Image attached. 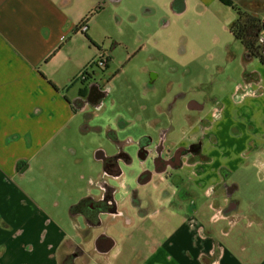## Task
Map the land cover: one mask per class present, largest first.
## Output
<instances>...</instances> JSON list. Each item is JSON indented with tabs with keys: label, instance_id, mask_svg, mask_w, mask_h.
<instances>
[{
	"label": "crops",
	"instance_id": "obj_1",
	"mask_svg": "<svg viewBox=\"0 0 264 264\" xmlns=\"http://www.w3.org/2000/svg\"><path fill=\"white\" fill-rule=\"evenodd\" d=\"M123 1L0 0V264H64L76 248L88 256L87 262L81 258L78 264H111L118 241L107 232L96 233L94 230L102 226L90 219L91 205L103 197L107 187L119 189L118 182L125 174L115 178L104 173L106 161L119 152L111 155L104 149L87 151L84 159L92 165L91 174L81 173L84 159L72 136L75 123L84 114L75 103L81 90L80 78L91 63V57L81 55L80 45L85 48L90 41L93 43L95 19L85 24L87 32H82L80 25L103 4L118 6ZM159 1L163 2L160 6L169 5L178 16L190 11V0ZM254 3L259 8L251 12L264 19V1ZM142 11L149 16L158 10L143 4ZM227 107L225 102L217 105L221 119L216 125L208 119L211 127L207 131L216 136V142L204 143L202 153L206 159L193 165L184 159L177 172L159 175L168 185V189H162V208L178 199V207L184 210L186 205L189 215L187 222H182L143 264H244L238 256L248 249H242L238 237L232 238L229 231H220L216 226L221 222L234 229L243 225L248 216L242 210V201L235 199L236 194L256 189V175H262L259 183L264 184V168L253 166L254 161L264 164V123L255 119L252 111L247 122H237ZM188 138L182 143L186 144ZM34 167L36 174L29 177ZM173 176L176 183H169ZM190 182L204 195L212 188L211 196L205 195L210 199L208 207L203 209L207 225L196 217L201 213L200 196ZM182 183H187V191L196 195L194 210H190L186 198L178 197ZM225 185L233 187L235 204L231 208L227 207ZM128 188L130 195L133 187ZM47 192L63 197L64 213L59 210L61 202L53 195L46 197ZM151 197L155 212L140 215L136 211L135 216L160 215L162 210L157 208L153 193ZM116 200L121 211L117 196ZM218 212L222 216L213 220ZM252 217L253 221H264L257 214ZM109 221V226L129 227L135 218L113 215ZM217 232H223L220 236L225 239L232 238L228 248L218 242ZM99 236H104L111 247H100ZM79 237L84 240L79 241ZM248 242L259 244L264 238L251 236ZM250 255L256 256V251ZM257 264H264V260Z\"/></svg>",
	"mask_w": 264,
	"mask_h": 264
},
{
	"label": "rangeland",
	"instance_id": "obj_2",
	"mask_svg": "<svg viewBox=\"0 0 264 264\" xmlns=\"http://www.w3.org/2000/svg\"><path fill=\"white\" fill-rule=\"evenodd\" d=\"M231 1L247 12L259 8L254 3L256 0ZM162 3L159 0H124L115 6L108 2L90 19L91 22L95 19L94 40L93 43L90 41L88 47L80 45L83 47L80 48L81 55L91 57L89 70L102 83L109 82L112 91L105 99L102 112L96 113L89 108L75 123L72 141L83 159L87 151L99 149L115 155L120 149L119 141L123 145L121 150L128 152L132 158L129 163L122 162L123 170L131 168L139 161V141L135 137L142 135L140 141L145 137L159 141L160 131L172 128L167 147L180 145L193 128L189 117L211 119V123L216 125L221 119L217 105L222 102L228 104L227 108H230L232 118L237 122H247L252 117L249 114L252 111L254 118L264 123V65L256 58H248L243 44L231 34L230 26L237 19L236 12L218 0H190L189 13L178 16L169 5L162 7ZM143 4L156 7L158 11L146 16L142 11ZM122 5L131 15L114 11ZM82 35L85 37L81 32ZM103 56L110 58L104 70L95 64ZM235 85H240L239 91ZM247 89L255 95L246 97L243 102H236L235 97L244 95ZM181 94L185 98L177 100L172 106ZM192 101L206 105L203 114L189 110ZM105 115L115 117V128L106 125L103 119H97ZM216 115L220 116L219 120L214 118ZM81 127L84 131H81ZM92 136L102 137L98 143L104 144V147L91 143ZM131 140L135 143L129 142ZM36 169L34 167L28 176H35ZM91 169L92 165L84 159L81 173L90 175ZM140 174L136 176L135 185ZM128 175L136 174L129 172ZM261 176L256 175L258 179L253 180L256 189L240 190L235 196L236 200L242 201V210L248 216L245 223L235 229L226 222L216 226L220 231H229L232 238L238 237L242 249H248L238 256L244 264H257L264 260V242H248L251 236L264 238V221H253L252 217L257 214L264 218V184L259 183ZM174 177H169V183H176ZM190 184L200 196L198 205L201 213L196 217L207 225L203 209L208 207L210 199L199 186L192 182ZM153 186L157 191L153 192ZM167 187L165 179L158 177L149 186L141 188L143 194L146 190L152 191L157 208L162 210L160 215L147 218L135 216L137 212L130 205V195L121 197L119 192L117 198L122 209L135 218V223L129 227L124 224L120 227L116 224L109 226V218L103 216L102 227L94 230L96 233L107 232L117 239L111 264H143L186 221L189 215L187 206H184V210L178 207V199L172 205L166 203V207L162 208V189ZM48 192L46 197L53 195L55 201L61 202L59 210L61 214L64 213L63 197ZM71 233H75V229H71ZM215 235H218V242L228 248L232 238L221 237L223 232ZM77 239L84 240L82 237ZM252 251H256V256L250 255Z\"/></svg>",
	"mask_w": 264,
	"mask_h": 264
},
{
	"label": "flooded vegetation",
	"instance_id": "obj_3",
	"mask_svg": "<svg viewBox=\"0 0 264 264\" xmlns=\"http://www.w3.org/2000/svg\"><path fill=\"white\" fill-rule=\"evenodd\" d=\"M102 57H99L96 61V65L99 69H106L109 63L106 66L100 65V60ZM89 74V72H87ZM87 74L82 75L80 78L81 82V90L78 99L75 100L77 108L82 111H86L89 108L94 109L96 113H100L104 110L105 107V99L110 95L112 89L110 87L109 82L102 83V80L96 77L95 73H91L88 77ZM101 80V81H100ZM185 95H179L175 100L172 106L175 105L177 100L184 99ZM102 106V107H101ZM100 108V111L97 112L96 109ZM206 109V105H202L198 102L192 101L189 105V110L191 112H195L197 114H203ZM190 124L193 127L189 138L186 144L175 145L173 147H167L168 136L172 131V128L167 130H161L159 141H154L153 138L145 137L143 140H139V154L141 159H145V164L147 167L141 171L140 179L143 180L137 183L135 187L130 188V205L133 209H136L138 214L143 215L146 212H151V194L150 190L144 195H140L141 188L149 186L156 181V178L159 177L160 174H168L170 172H176L179 168L183 167V160L186 159V162L189 165H193L197 160H204L206 157L203 155V146L207 141L216 142V136L207 131L210 129V121L205 118L197 117H189ZM197 126L195 127V125ZM200 126V129L198 128ZM198 128V129H197ZM197 130V131H196ZM131 143H135L133 140L129 141ZM119 146V154L117 157L109 158L105 163L104 173L107 176H112L115 178H119L124 173L123 167H121L122 162L129 163L132 159L128 152H125L122 148V142H117ZM156 145L155 147V156L152 157L151 146ZM188 185V184H187ZM108 191L103 195V197L94 201L91 205V214L93 217L92 220L94 225L102 226L103 216L105 218H109L113 215H122L127 216L128 211L126 209L118 210L119 203L114 200V192L116 187L109 186L107 187ZM185 188H180L179 192L183 191ZM223 190L225 191L228 197V208L233 207L235 204V200L233 198L234 192L233 187L223 186ZM178 192V193H179ZM190 204V201H188ZM145 204V207L143 206ZM91 222V223H92ZM97 243L100 247L108 248L111 245L107 242L104 236H99L97 239ZM81 258H85L84 262H87L88 256L85 254L81 248H76V251L73 253V256L66 257L64 259V264H78L77 261ZM82 260V259H81Z\"/></svg>",
	"mask_w": 264,
	"mask_h": 264
},
{
	"label": "trees",
	"instance_id": "obj_4",
	"mask_svg": "<svg viewBox=\"0 0 264 264\" xmlns=\"http://www.w3.org/2000/svg\"><path fill=\"white\" fill-rule=\"evenodd\" d=\"M225 6L231 7L237 14V19L230 26V32L235 37L236 40L240 41L247 53V57L252 59H258L262 65H264V42L261 41L264 35V19L259 17L253 12L244 11L242 8L235 5L231 0H218ZM95 12L91 13L80 25L82 27L85 25L92 17H94ZM89 67L87 66L82 75L87 74ZM181 189H185L178 193L180 200L186 198L190 201V210L195 209L196 195L187 191V183L181 184ZM151 197V196H149ZM155 212V203L151 197V212ZM146 212L144 215L149 214Z\"/></svg>",
	"mask_w": 264,
	"mask_h": 264
},
{
	"label": "clouds",
	"instance_id": "obj_5",
	"mask_svg": "<svg viewBox=\"0 0 264 264\" xmlns=\"http://www.w3.org/2000/svg\"><path fill=\"white\" fill-rule=\"evenodd\" d=\"M114 11H116L117 13L124 12L127 15H131V12L128 11V9L125 6H123V5L119 9H114ZM137 15H139V13H137ZM235 88H236L237 91H239L240 85H235ZM253 95H255V93L253 91H251L250 89H247L245 91L244 95L236 96L235 97V100L238 103L239 102H243L246 97L253 96ZM96 111L99 112L100 111V108H97ZM214 118L217 119V120H219L220 119V116L219 115H216V116H214ZM97 119L98 120L99 119H103L105 121V124L106 125L110 124L113 128L116 127L115 117H109V116L105 115L103 117H98ZM101 139H102V137L98 138L96 136H92L91 137V143L97 144L98 147L103 148L104 147V144L98 143V141L101 140ZM134 139H136L137 141H139L140 139H142V135L140 137H135ZM155 147H156V145H152L151 146L152 157H154L155 154H156L155 153ZM133 155H135V150L134 149H133ZM253 166L259 167V168H264V164H259V163H256L255 161L253 162ZM121 167H124V166L121 165ZM145 167H147V165H141L140 161L137 160L136 163L133 164L131 168H124L125 175L118 182V186H119V190H120L121 197H127L129 195V188H128V186L129 185L135 186L136 176L139 175V173L141 171H143ZM129 172H134L136 175L129 176L128 175ZM113 183H117V181H113ZM152 190H153V192L157 191V189L154 186L152 187ZM172 191L175 192V189H173ZM211 194H212V188H209L207 190V192L205 193V195L211 196ZM218 216H222V212H218L216 215H214L212 217V219L213 220H216Z\"/></svg>",
	"mask_w": 264,
	"mask_h": 264
},
{
	"label": "water",
	"instance_id": "obj_6",
	"mask_svg": "<svg viewBox=\"0 0 264 264\" xmlns=\"http://www.w3.org/2000/svg\"><path fill=\"white\" fill-rule=\"evenodd\" d=\"M121 2V0H117V2L116 3H120ZM261 41L262 42H264V35L262 36V38H261ZM130 155V154H129ZM118 156V154H116L115 156H112V157H110V158H114V157H117ZM131 157V156H130ZM138 158H139V161H140V163H141V165L142 164H145V162H146V160L145 159H141V157H140V154L138 155ZM132 159V158H131ZM119 194V189L116 187V190H115V192H114V200L115 201H117L116 200V196ZM134 208V207H133Z\"/></svg>",
	"mask_w": 264,
	"mask_h": 264
},
{
	"label": "built area",
	"instance_id": "obj_7",
	"mask_svg": "<svg viewBox=\"0 0 264 264\" xmlns=\"http://www.w3.org/2000/svg\"><path fill=\"white\" fill-rule=\"evenodd\" d=\"M87 30H88V27L86 26V25H83L82 27H81V31L82 32H87ZM109 60H110V58L109 57H102L101 58V60H100V65L101 66H106L108 63H109Z\"/></svg>",
	"mask_w": 264,
	"mask_h": 264
}]
</instances>
